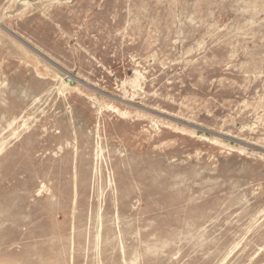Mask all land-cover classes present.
I'll return each mask as SVG.
<instances>
[{
    "label": "rangeland",
    "instance_id": "obj_1",
    "mask_svg": "<svg viewBox=\"0 0 264 264\" xmlns=\"http://www.w3.org/2000/svg\"><path fill=\"white\" fill-rule=\"evenodd\" d=\"M0 264H264V0H0Z\"/></svg>",
    "mask_w": 264,
    "mask_h": 264
}]
</instances>
